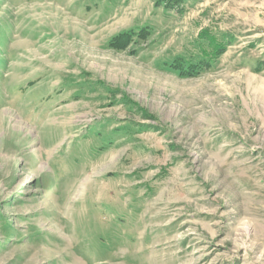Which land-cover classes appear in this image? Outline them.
<instances>
[{
	"label": "rangeland",
	"instance_id": "rangeland-1",
	"mask_svg": "<svg viewBox=\"0 0 264 264\" xmlns=\"http://www.w3.org/2000/svg\"><path fill=\"white\" fill-rule=\"evenodd\" d=\"M0 264H264V0H0Z\"/></svg>",
	"mask_w": 264,
	"mask_h": 264
},
{
	"label": "trees",
	"instance_id": "trees-1",
	"mask_svg": "<svg viewBox=\"0 0 264 264\" xmlns=\"http://www.w3.org/2000/svg\"><path fill=\"white\" fill-rule=\"evenodd\" d=\"M144 31H147V30L141 29V31H137V32H135V30H129L128 32H121V33L115 35L114 38L112 39V41H113L115 46H119L121 44L127 43V41L130 42L131 41V37L133 35H135V33H137V35H140ZM174 61L172 63L173 65L175 64L177 66V65L181 64L180 68H182V66H184L183 68L186 69L185 70V74H187V75H194V74H196L199 71V69L204 68L201 65L202 63H198V61H200V60H197V63L194 62V64L190 65L191 63L185 62V58H182L181 56H177ZM196 65H198V68H192V66L195 67ZM180 71L182 72V70H180Z\"/></svg>",
	"mask_w": 264,
	"mask_h": 264
}]
</instances>
